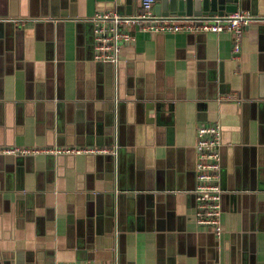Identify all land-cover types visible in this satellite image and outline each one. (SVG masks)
<instances>
[{
  "label": "crops",
  "instance_id": "crops-1",
  "mask_svg": "<svg viewBox=\"0 0 264 264\" xmlns=\"http://www.w3.org/2000/svg\"><path fill=\"white\" fill-rule=\"evenodd\" d=\"M127 1L0 0L14 24L0 31V148L117 146L0 156L2 264H264V0L237 10L253 17L238 52L228 31L132 26L116 65L95 62L92 16L139 11ZM212 123L219 237L193 196L196 129Z\"/></svg>",
  "mask_w": 264,
  "mask_h": 264
},
{
  "label": "built area",
  "instance_id": "built-area-1",
  "mask_svg": "<svg viewBox=\"0 0 264 264\" xmlns=\"http://www.w3.org/2000/svg\"><path fill=\"white\" fill-rule=\"evenodd\" d=\"M156 0H140V9L130 14H119L115 10L97 12L91 18L93 60L98 63L116 65L124 45L134 41L130 33L132 26L146 33L169 34H218L231 32L234 36L233 51H239V41L243 30L253 17L244 11H236L223 16H213L211 19H174L180 17H161L155 14ZM220 128L218 123L200 124L196 129L194 172L196 186L193 190L195 200V222L198 226H206L216 237L222 231L220 224L221 197L220 186ZM117 146L110 149L104 147H2L0 156L32 157L39 154L52 155H115ZM73 264H111L95 262H76Z\"/></svg>",
  "mask_w": 264,
  "mask_h": 264
},
{
  "label": "water",
  "instance_id": "water-1",
  "mask_svg": "<svg viewBox=\"0 0 264 264\" xmlns=\"http://www.w3.org/2000/svg\"><path fill=\"white\" fill-rule=\"evenodd\" d=\"M238 9L249 10L250 0H156L154 6L155 14L161 17L176 15V17L180 18L174 19H198L200 21L211 19L213 16H223L234 13ZM257 21L261 22L258 27V42L262 46L260 50L264 51V17L257 18ZM4 28L11 32V29H14V24L12 22L5 23L4 20H0V31ZM260 78L263 83L264 74H262ZM259 96L264 97L263 88L260 90ZM90 158L94 159L95 156L91 155ZM2 257H0V264H2Z\"/></svg>",
  "mask_w": 264,
  "mask_h": 264
}]
</instances>
